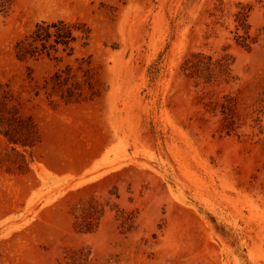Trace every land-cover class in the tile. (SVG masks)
Wrapping results in <instances>:
<instances>
[{
    "label": "rangeland",
    "instance_id": "1",
    "mask_svg": "<svg viewBox=\"0 0 264 264\" xmlns=\"http://www.w3.org/2000/svg\"><path fill=\"white\" fill-rule=\"evenodd\" d=\"M0 264H264V0H0Z\"/></svg>",
    "mask_w": 264,
    "mask_h": 264
},
{
    "label": "trees",
    "instance_id": "2",
    "mask_svg": "<svg viewBox=\"0 0 264 264\" xmlns=\"http://www.w3.org/2000/svg\"><path fill=\"white\" fill-rule=\"evenodd\" d=\"M26 39L18 43V46L23 49L21 50L22 56L27 54L33 55L40 48L48 52L51 48L57 49L56 46L58 44L69 46L75 37L73 36L72 26L66 22L58 21L47 23L44 21L38 23L33 33ZM39 44L41 47H39Z\"/></svg>",
    "mask_w": 264,
    "mask_h": 264
}]
</instances>
